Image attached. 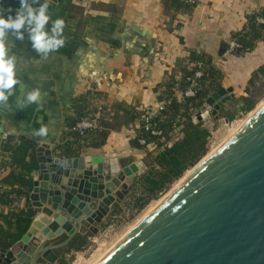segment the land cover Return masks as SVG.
<instances>
[{"label":"crops","instance_id":"crops-1","mask_svg":"<svg viewBox=\"0 0 264 264\" xmlns=\"http://www.w3.org/2000/svg\"><path fill=\"white\" fill-rule=\"evenodd\" d=\"M0 4L5 15L9 7L14 14L19 0H0ZM259 8H264V0H198L190 11L165 9L163 0L51 1L46 28L50 30L58 18L65 21L63 47L43 59L33 50L27 32L23 40L8 37L9 55L17 57V78L25 92L40 88L43 108L37 111L35 104L17 107L21 94L17 85L8 106L0 107V145L8 135H21L32 145L35 157L36 148L44 145L63 158H74L66 190L88 205L101 181H93L95 164L88 169V158H117L122 168L134 165L140 174L145 170V153L131 144L137 125L124 124L123 116L114 110L118 103L155 109L164 96L159 85L166 75L179 79V61L186 60L189 65L193 63L190 57L200 53L211 57L222 74L219 86L225 78L236 95L244 96L251 74L264 65V40L241 54L230 52L229 43ZM89 90L98 92L112 111L107 138L96 146L81 139L68 124V117L76 113L75 100ZM176 98H182L179 92ZM42 124L48 127V135L33 136V130ZM75 133L80 138L74 137ZM73 150L78 151L77 156H64V151ZM2 161L0 156V181L10 172ZM34 175L35 170L31 177ZM136 176L132 174L125 182ZM9 199L5 214L24 208V198L12 195ZM18 242L13 246L16 252L20 250Z\"/></svg>","mask_w":264,"mask_h":264},{"label":"water","instance_id":"water-1","mask_svg":"<svg viewBox=\"0 0 264 264\" xmlns=\"http://www.w3.org/2000/svg\"><path fill=\"white\" fill-rule=\"evenodd\" d=\"M235 95L224 78L194 122H230L219 112ZM36 159L29 195L36 214L19 251L0 249V264H55L77 235L124 199L126 179L140 175L117 158H88L93 181H101L87 205L66 190L74 158L40 145ZM95 264H264V105Z\"/></svg>","mask_w":264,"mask_h":264},{"label":"trees","instance_id":"trees-1","mask_svg":"<svg viewBox=\"0 0 264 264\" xmlns=\"http://www.w3.org/2000/svg\"><path fill=\"white\" fill-rule=\"evenodd\" d=\"M163 4L165 9H174V11L181 9L190 11L195 6V4L184 3L181 0H163ZM258 17L264 18V8H259L250 14L247 17L246 26L232 36L239 44V47L234 49V54L251 51L258 41L264 40V24L257 23ZM190 59L193 63L202 61L205 65L204 76L198 80L195 95L192 97L183 96L180 100L173 98L171 103L154 117L150 129H146L142 123V107L123 103H118L114 107V110L123 116L124 124L137 125L136 136L132 139L131 144L145 153L143 158L145 170L135 177L131 187L133 193H136L135 190H137L135 186H138L140 190L139 195L133 198L130 205L132 210L139 211L151 200L156 199L186 170L196 165L207 152V140L210 131L203 122L195 123L194 115L210 90L219 86L222 74L212 64L211 57L200 53L191 56ZM179 63V79H176L174 75L167 74L164 81L159 85L164 88L165 97L184 92L191 87L188 78L196 68L190 67L186 60L179 61ZM261 76H264V65L251 74L245 91L248 92L249 87L253 86ZM96 97H100L99 93L89 90L75 100L74 110L76 113L74 117H68L69 126H74L89 114L91 102ZM232 102L235 105L241 104L238 110L244 113L249 112L255 106V101L251 96L233 98ZM111 116L112 111H110L107 120L100 121L102 129L89 132L87 137H81V139L90 141L92 146L103 144L109 129H111ZM221 116L230 121L234 119V114L228 112L221 113ZM153 129L161 133L152 135L151 130ZM73 136L80 138L78 133ZM141 139L145 140L146 143H154L156 150H147L145 146L139 143ZM0 149L2 164L10 168L8 175L0 181V249L9 250L25 234L36 214V209L29 201V195L32 190L31 173L37 169L38 163L32 145L24 136L8 135L2 141ZM63 154L66 157H74L78 155V151H64ZM12 195L15 198H24L26 200L25 206L5 214L3 208L10 205L11 199L9 197ZM120 211L121 207L115 203L109 213L110 216H113ZM89 236V232L84 235H77L66 251L80 250ZM57 264L66 263L63 259H59Z\"/></svg>","mask_w":264,"mask_h":264},{"label":"rangeland","instance_id":"rangeland-1","mask_svg":"<svg viewBox=\"0 0 264 264\" xmlns=\"http://www.w3.org/2000/svg\"><path fill=\"white\" fill-rule=\"evenodd\" d=\"M244 96H251V98L255 101V106L252 110L246 113L241 112L238 110L241 104L235 105L231 100L223 106L219 112V116L224 117L221 116V113L224 112L234 114V119L232 121L225 123L208 120V122H206L205 127L210 131V143L207 145L206 154L196 165L186 170L185 173L179 179L174 181L163 193H161L156 199L151 200L139 211L132 210L130 205L133 202V198L139 195L140 190L138 189V186H135L137 187V190H135L136 193H133L131 187L135 178L128 180L127 185L129 189L124 199L120 201L118 200L110 206L111 209L113 204L118 203L121 207V211L116 215L110 216L109 209V212L104 214L98 223H94L89 228L88 232L90 233V236L87 237L83 247L78 251L72 250L67 252L65 249L59 259H63L66 264H93L98 261L100 256L105 255V253L108 252L114 244H116L126 234V232H128V230L132 229L139 222V220L142 219L141 217L146 215L147 211L155 207L160 200L164 199V196L168 195V193H170L180 183L181 178L185 175H189L187 173L193 171V169L196 168V166L205 158L206 155L209 154L211 150L216 149L230 135H232L248 119V117L252 115L251 113L254 109L257 107L260 108L264 105V76H261L253 86H250L249 91L245 92ZM238 97L240 96H235V98ZM57 262L55 264H57Z\"/></svg>","mask_w":264,"mask_h":264},{"label":"clouds","instance_id":"clouds-1","mask_svg":"<svg viewBox=\"0 0 264 264\" xmlns=\"http://www.w3.org/2000/svg\"><path fill=\"white\" fill-rule=\"evenodd\" d=\"M51 0H19V7L13 10L9 7L7 15L0 4V107H7L9 97L14 95L15 88L20 85V96L17 98V107L24 108L28 105H37V111L43 108V95L39 87L25 92L24 86L17 78V57L9 55L11 51L8 45L9 35L23 40L27 32L33 50L43 59H47L49 53L57 51L65 44L62 36L65 27L63 19L52 21L50 30L46 28L51 19L48 9ZM49 129L41 125L38 130H33L32 135L38 137L47 136Z\"/></svg>","mask_w":264,"mask_h":264},{"label":"built area","instance_id":"built-area-1","mask_svg":"<svg viewBox=\"0 0 264 264\" xmlns=\"http://www.w3.org/2000/svg\"><path fill=\"white\" fill-rule=\"evenodd\" d=\"M184 3L188 4H196L198 0H181ZM257 23L264 24V18L258 17L256 19ZM239 47V44L232 39L229 43V51L233 53L234 49ZM190 67L196 68L194 73L188 78V81L191 84V87L184 92H180V96L184 97H192L195 95V87L198 85V80L204 76L205 65L202 61H196L194 63H190ZM164 91V88H162ZM176 98V93L171 96H164L159 102L155 109L149 107H142L143 113L141 115V120L146 129H150L151 122L154 117L168 106L172 99ZM91 111L85 117H83L79 122H77L72 130L78 131L82 138L87 137L89 132L96 131L102 129L101 120H107L109 118L110 108L104 104L100 97H96L91 102ZM195 116V115H194ZM161 132L153 129L151 130L152 135H159ZM208 144L210 143V139L208 137ZM139 143L147 148L149 151H155L156 145L154 143H146L145 140H139Z\"/></svg>","mask_w":264,"mask_h":264},{"label":"bare ground","instance_id":"bare-ground-1","mask_svg":"<svg viewBox=\"0 0 264 264\" xmlns=\"http://www.w3.org/2000/svg\"><path fill=\"white\" fill-rule=\"evenodd\" d=\"M261 104H262V103H261ZM258 105H259V104H258ZM258 105H257V106H258ZM259 106H260V105H259ZM258 108H259V107H257L256 109H254V111H252L251 114H253ZM249 117H250V116H249ZM249 117H248V118H249ZM214 150H215V149L211 150V151L209 152V154L212 153ZM209 154H208V155H209ZM208 155H206L205 158H206ZM205 158H204V159H205ZM204 159H203V160H204ZM203 160H202V161H203ZM202 161H201V162H202ZM201 162H200V163H201ZM200 163H199V164H200ZM199 164H198V165H199ZM198 165H197V166H198ZM197 166H196V167H197ZM194 169H195V168H194ZM194 169H193V170H194ZM191 172H192V171H191ZM191 172H189V173H187V174H190ZM187 176H188V175H185L183 178H181V179H180V182H181L185 177H187ZM168 194H169V193H168ZM166 196H167V195H166ZM166 196H164V198H165ZM160 201H161V200H160ZM157 203H158V202H157ZM155 205H156V204H155ZM150 207H151V206H150ZM153 208H154V207H153ZM151 209H152V208H151ZM149 211H150V210H149ZM149 211H147V213H148ZM147 213H146V214H147ZM144 216H145V215H144ZM140 217H141V216H140ZM141 218H143V217H141ZM139 221H140V220H139ZM132 225H134V224H132ZM128 231H129V230H128ZM126 233H127V232H126ZM114 245H115V244H114ZM110 247H111V246H110ZM106 253H107V252H106ZM106 253H105V254H106ZM103 256H104V255H103ZM103 256H100L98 260H100ZM97 258H98V257H97ZM93 264H95V263H93Z\"/></svg>","mask_w":264,"mask_h":264},{"label":"flooded vegetation","instance_id":"flooded-vegetation-1","mask_svg":"<svg viewBox=\"0 0 264 264\" xmlns=\"http://www.w3.org/2000/svg\"><path fill=\"white\" fill-rule=\"evenodd\" d=\"M64 238H65V237H64ZM71 242H72V241H71ZM71 242H70V243H71ZM70 243H69V244H70ZM69 244H68V246H69ZM68 246H67V248H68ZM67 248H66V249H67Z\"/></svg>","mask_w":264,"mask_h":264}]
</instances>
